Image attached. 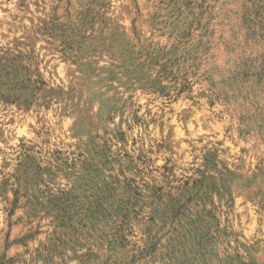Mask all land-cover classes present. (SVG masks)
I'll return each instance as SVG.
<instances>
[{"label": "rangeland", "instance_id": "374dc122", "mask_svg": "<svg viewBox=\"0 0 264 264\" xmlns=\"http://www.w3.org/2000/svg\"><path fill=\"white\" fill-rule=\"evenodd\" d=\"M0 264H264V0H0Z\"/></svg>", "mask_w": 264, "mask_h": 264}]
</instances>
